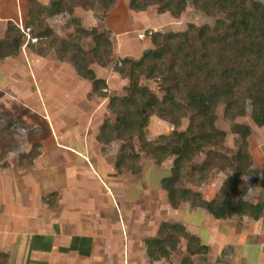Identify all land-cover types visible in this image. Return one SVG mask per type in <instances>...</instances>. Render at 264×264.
<instances>
[{"label":"rangeland","instance_id":"1","mask_svg":"<svg viewBox=\"0 0 264 264\" xmlns=\"http://www.w3.org/2000/svg\"><path fill=\"white\" fill-rule=\"evenodd\" d=\"M39 1L45 5L51 2ZM129 2L117 0L110 11L100 7L93 11L78 8L74 15L64 13L49 23L59 36L69 40L75 37L74 19L85 29L108 31L116 58L123 59L139 58L153 49L148 33L207 27L216 35L215 32L221 30L218 21L224 19L220 13L207 15L192 1L180 18L169 13L159 15L156 7L133 12ZM28 6V0H0V38L9 23L24 28ZM85 44L93 45L90 38ZM114 63L106 68L94 65L93 70L98 78L106 80L111 95L123 96L128 82L114 71ZM151 86L156 89L155 84ZM91 88L90 82L81 79L71 65L58 61L54 54L42 58L24 47L18 58L0 61V252L10 256L8 264H39L41 260L45 262L43 254L53 248V256L60 262L65 255L61 256L65 248L63 235L72 237L74 244H78L77 227L95 220L90 228L92 232L88 231L96 240L98 258H94L95 263L112 257L115 261L121 260L122 254L123 258H128L132 248L135 251L132 259L143 255V264H182L186 256L185 241L169 261L156 263H151L147 257L146 242L158 236L164 222L192 225L190 230L194 231L191 228L202 214L191 215V209L195 208L190 205L179 211L172 210L161 190L160 182L168 176L173 158L159 167L145 156L139 174L115 175L122 143L103 147L97 142L99 130L109 118V101L91 96ZM223 113L224 107H221L216 125L228 136L220 153L233 156L239 138L231 134L232 123L223 118ZM250 114L249 110L247 117L237 122L250 126L253 131L248 141V152L253 159L249 199L255 203L264 195V184L261 185L264 181V127H256ZM10 119L17 120L22 128L11 144L4 140L6 134L2 128V123ZM187 124V120L183 121L181 130H185ZM173 130L155 116L148 125L147 136L154 141L171 135ZM136 144L139 146L138 142ZM36 154L40 156L32 164H26L29 157ZM203 159L204 156H200L196 162ZM229 173L228 169L218 166L200 188H192L208 200L218 199ZM234 225L230 223L227 228ZM234 242L232 239V246L236 247ZM220 250L224 247L215 245L213 255L208 257L209 263L238 264L230 258L229 246L222 256H219ZM194 261L199 259L194 258ZM121 262L119 264H125Z\"/></svg>","mask_w":264,"mask_h":264},{"label":"trees","instance_id":"2","mask_svg":"<svg viewBox=\"0 0 264 264\" xmlns=\"http://www.w3.org/2000/svg\"><path fill=\"white\" fill-rule=\"evenodd\" d=\"M189 1L207 15H223L224 19L218 21L221 30L216 35L207 27L148 33L152 50L139 58L118 59L108 31L85 29L74 19L75 37L69 40L59 36L49 23L64 13L74 15L78 8L93 11L100 7L110 11L117 0H51L48 5L28 0L24 28L9 23L0 38V61L18 58L26 47L42 58L54 54L58 61L71 65L81 79L90 82L91 96L109 101V118L101 126L97 142L103 147L122 143L115 175L139 174L145 156L159 167L173 158L168 176L160 182L173 210L190 205L219 221L245 218L258 221L263 204L249 199L253 159L248 152V141L253 131L237 120L247 117L250 110L253 124L264 127V3L260 0H130L129 8L141 13L156 7L159 15L169 13L180 18ZM89 38L92 46L85 44ZM112 62H115L114 71L128 82L123 96L111 95L106 80L98 78L93 70L94 65L106 68ZM221 107H224L223 118L232 123L231 134L239 138L233 156L220 153L228 136L216 125ZM155 116L174 130L169 136L150 141L147 128ZM185 120L187 127L181 130ZM2 125L4 140L11 144L22 130L21 125L15 119ZM39 156H28L30 160L26 164H32ZM200 156L204 159L198 163ZM218 166L230 173L220 197L208 200L192 187L200 188ZM182 241L187 243L182 264H212L207 259L209 247L199 237L184 226L169 222L160 225L157 237L147 240L149 261H169ZM9 260L7 253L0 252V264H8Z\"/></svg>","mask_w":264,"mask_h":264},{"label":"crops","instance_id":"3","mask_svg":"<svg viewBox=\"0 0 264 264\" xmlns=\"http://www.w3.org/2000/svg\"><path fill=\"white\" fill-rule=\"evenodd\" d=\"M258 176H260V174H258ZM252 180L254 181L255 178L252 177ZM262 197L263 199L256 200L255 204H263L264 208V195H262ZM183 207H185V205L175 211H179ZM200 213L202 215L199 222H197V224L191 228L194 229V231L190 230L192 225L186 226L183 224L182 226H184L191 234L199 237L201 241L209 247V254L207 256L208 260V257L213 255V250L215 249V245H217L224 247V250H220L219 256H222L223 252H225L226 246H229L232 250L230 258H233L238 264H264V209L260 220L254 221L250 218H245L242 221H235L236 223H234V221H219L214 219L206 211H201L200 209L196 208L191 209V215L197 214L198 216ZM93 223H95V220L92 223L79 225L77 227L78 230L75 232V236L77 239H79L78 244H74L72 237L69 239L65 234L63 235L62 244L65 246V248H63L64 252L61 254V256L64 254L65 255L62 257V259L60 258V262H57L56 258L53 256L55 252L52 248L43 254V257H45V262L41 260L39 264H119L120 261H122L121 263L125 264H129V261L130 264H143L145 262L143 255H141L140 258L133 256L135 258V260H133L131 256L135 251L131 248V255L128 258H123L122 254V259L120 260L119 258L120 261L118 259L115 261L112 257L110 260L102 259L99 263H95L93 261L94 258H98L96 256L95 250L96 240L92 234L88 232H92L90 228H93ZM230 223L233 225L235 224L233 228H227V225ZM72 226L74 225H71L70 227ZM232 239L235 240L234 243L237 244L236 247L232 246ZM83 244L86 246L83 247ZM80 247L84 248V250L81 251L82 249H80ZM127 250L128 248L125 250V253ZM142 252L144 253L145 251L143 250Z\"/></svg>","mask_w":264,"mask_h":264},{"label":"built area","instance_id":"4","mask_svg":"<svg viewBox=\"0 0 264 264\" xmlns=\"http://www.w3.org/2000/svg\"><path fill=\"white\" fill-rule=\"evenodd\" d=\"M140 38H142V36H140Z\"/></svg>","mask_w":264,"mask_h":264}]
</instances>
